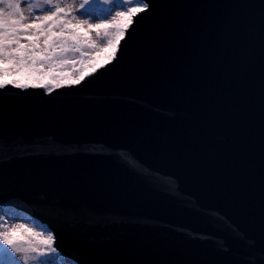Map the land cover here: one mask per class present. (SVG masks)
Returning a JSON list of instances; mask_svg holds the SVG:
<instances>
[{"label":"water","instance_id":"obj_1","mask_svg":"<svg viewBox=\"0 0 264 264\" xmlns=\"http://www.w3.org/2000/svg\"><path fill=\"white\" fill-rule=\"evenodd\" d=\"M76 86L0 89V206L80 264H264V0H145Z\"/></svg>","mask_w":264,"mask_h":264},{"label":"snow or ice","instance_id":"obj_2","mask_svg":"<svg viewBox=\"0 0 264 264\" xmlns=\"http://www.w3.org/2000/svg\"><path fill=\"white\" fill-rule=\"evenodd\" d=\"M93 2L107 4L109 0H80L78 7L67 0H42L43 7L28 0H0V89L8 85L18 89L80 85L88 75L96 74L112 59H118L120 40L136 22V14L147 12L150 4L135 0V6L117 12L116 17L122 18L123 23L108 17L95 23L88 11ZM110 28L116 29L117 39L115 42L107 39L105 50L111 51L105 64L90 60L86 65L89 72L65 79L61 84L56 78L58 70L62 65L76 63L74 59H68L67 54L79 53L81 57H87L89 53L83 50V44H88L85 38L93 31L99 35L101 30L107 37ZM89 47L94 48L90 44ZM46 65L50 66L47 71ZM13 72L22 74L25 79L5 78ZM40 235L23 224L9 226L5 222L0 224V247L13 258L11 264H28L29 253L45 256L44 249L52 247L54 236L49 234L45 239H37Z\"/></svg>","mask_w":264,"mask_h":264},{"label":"rangeland","instance_id":"obj_3","mask_svg":"<svg viewBox=\"0 0 264 264\" xmlns=\"http://www.w3.org/2000/svg\"><path fill=\"white\" fill-rule=\"evenodd\" d=\"M29 3L33 5H39L43 7L42 0H28ZM68 3H73L77 7L79 5L80 0H67ZM135 6V0H131L130 3H125L124 0H109V3L104 4L100 2H93L88 11L90 15L94 18L93 22L100 23L102 22L104 17H108L109 20L115 18L116 20H120L121 23L124 21L120 17H116V13L119 11H125L128 7ZM27 13V9H25ZM82 32L84 30H81ZM117 37L116 29L110 28L108 30V36L104 35V30H101L99 35L93 31L89 34L88 37L85 39L88 41V44H83V50L89 55L87 57H81L79 53H68L67 58L70 60H75L76 63L62 65V71L65 73L62 78V82L64 83L65 79H72L75 76L81 75L82 65L86 62V65L89 63L90 60H94L96 63H100L109 59V53L111 49H107V39L111 38L115 42V38ZM93 45L94 48L89 47ZM85 61L81 63V61ZM50 66L46 65L45 70L47 71ZM6 79H20L24 80L25 77L22 74H18L13 72L9 76L5 77ZM51 79L50 77L48 78ZM54 86H50L47 88H52ZM7 223V225H18L23 224L26 227L32 229L35 232L41 233L37 239H45L49 234L52 232L42 223L39 221L31 218L27 214L18 211L17 209L10 208V207H0V224ZM53 235V234H52ZM1 248V247H0ZM44 251L46 252L45 256H40L38 253H29L28 264H77L75 261L63 256L57 249H55L54 245L52 244L51 248H45ZM12 257L6 251L0 254V264H11Z\"/></svg>","mask_w":264,"mask_h":264},{"label":"trees","instance_id":"obj_4","mask_svg":"<svg viewBox=\"0 0 264 264\" xmlns=\"http://www.w3.org/2000/svg\"><path fill=\"white\" fill-rule=\"evenodd\" d=\"M60 74H61V73L58 71V72H57V76H56L57 80H59V81H60V79H61Z\"/></svg>","mask_w":264,"mask_h":264}]
</instances>
